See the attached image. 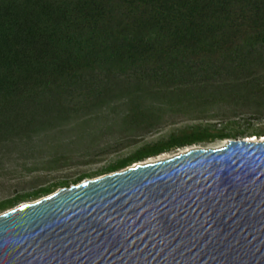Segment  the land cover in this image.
<instances>
[{"label":"trees","instance_id":"trees-1","mask_svg":"<svg viewBox=\"0 0 264 264\" xmlns=\"http://www.w3.org/2000/svg\"><path fill=\"white\" fill-rule=\"evenodd\" d=\"M262 117L264 0H0V156L30 162L27 173L70 166L108 138L120 150L198 121L96 173L4 199L0 214L163 154L236 140L247 130L238 120ZM246 137H264V125Z\"/></svg>","mask_w":264,"mask_h":264},{"label":"water","instance_id":"water-1","mask_svg":"<svg viewBox=\"0 0 264 264\" xmlns=\"http://www.w3.org/2000/svg\"><path fill=\"white\" fill-rule=\"evenodd\" d=\"M192 148L0 214V264H264V137Z\"/></svg>","mask_w":264,"mask_h":264},{"label":"rangeland","instance_id":"rangeland-1","mask_svg":"<svg viewBox=\"0 0 264 264\" xmlns=\"http://www.w3.org/2000/svg\"><path fill=\"white\" fill-rule=\"evenodd\" d=\"M197 122L198 121H189V120L178 121L173 125L165 126L151 134L145 135L141 138H136L133 144L125 148H122L120 150H114L112 148L114 147L113 141L109 140L108 138L103 144L100 145V150H97V152L91 153L86 156L75 154L73 155V160L70 162L72 163V165L56 171H48V172L40 171V172L27 173L26 171H24V166L26 165V167H29L30 162H27L24 165L25 162L19 159L17 160L16 156L14 155L4 156V157L0 156V201L7 199L9 197H13L16 194L31 192L33 190L31 189L32 187H36L34 189H37V187L40 186V184H42V186H45L63 180H67L71 182L82 174L96 173L101 169L107 167L113 161L127 156L137 147H140L146 143L156 142L160 139L167 137L173 131L182 129L186 126L192 125ZM238 122L242 130L244 129L247 130H246V134L243 137H239L236 140H241V139L259 140L263 138V137L247 138L246 136L249 133H252L253 130L256 129L257 127L264 125V117H262L260 120L257 121L252 119L246 120V118H241L240 120H238ZM227 141L229 140L215 141L214 143L211 144H200L197 146H192L183 150H178L176 152L163 154L156 158L148 159L145 162H154V161L166 159L192 148H210V149L219 148L224 146ZM39 199L26 201L21 204L32 203Z\"/></svg>","mask_w":264,"mask_h":264},{"label":"bare ground","instance_id":"bare-ground-1","mask_svg":"<svg viewBox=\"0 0 264 264\" xmlns=\"http://www.w3.org/2000/svg\"><path fill=\"white\" fill-rule=\"evenodd\" d=\"M250 140V139H249ZM251 141H255L254 139H251Z\"/></svg>","mask_w":264,"mask_h":264}]
</instances>
